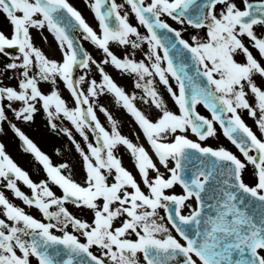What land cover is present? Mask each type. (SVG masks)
Here are the masks:
<instances>
[{
	"label": "snow or ice",
	"instance_id": "snow-or-ice-1",
	"mask_svg": "<svg viewBox=\"0 0 264 264\" xmlns=\"http://www.w3.org/2000/svg\"><path fill=\"white\" fill-rule=\"evenodd\" d=\"M87 7L91 22L71 0H0V100L22 110L64 88L94 131L81 183L0 163V264H264V0Z\"/></svg>",
	"mask_w": 264,
	"mask_h": 264
},
{
	"label": "rangeland",
	"instance_id": "rangeland-1",
	"mask_svg": "<svg viewBox=\"0 0 264 264\" xmlns=\"http://www.w3.org/2000/svg\"><path fill=\"white\" fill-rule=\"evenodd\" d=\"M36 43L46 50L47 54H53L48 41L40 39ZM85 47L93 50V46L88 42H85ZM113 75L126 90H132L131 83L123 79L118 72ZM102 101L116 118L122 133L135 140L139 129L131 115L109 96L102 97ZM136 104L144 107L143 96L139 90H136ZM17 110L19 115L16 114ZM96 115L107 126L106 117L100 113L98 105ZM21 139L30 144L42 160L41 163L20 150ZM141 142L147 147L142 134ZM219 142L231 146L222 133ZM90 143H94L93 127L85 119L82 108L68 95L67 89L61 88L59 95L54 93L38 99L29 96L22 110L15 98L10 105L0 100V163L7 165L10 159L20 161L28 170L35 172L33 174L38 176L39 182H47L48 187H52L53 181L65 187H69L71 182H83L87 174L86 165L90 167L91 163H94L89 149ZM120 155L125 165L131 169L132 163L127 152L121 149ZM86 156L88 161L85 160ZM51 176L56 179L51 180Z\"/></svg>",
	"mask_w": 264,
	"mask_h": 264
},
{
	"label": "flooded vegetation",
	"instance_id": "flooded-vegetation-1",
	"mask_svg": "<svg viewBox=\"0 0 264 264\" xmlns=\"http://www.w3.org/2000/svg\"><path fill=\"white\" fill-rule=\"evenodd\" d=\"M71 2L72 3H74V5L75 6H77L78 7V9L79 10H81L82 11V13L85 15V17H86V19H90V18H92V14H91V12H90V10H89V8L87 7V0H71ZM91 22V21H90ZM171 22V21H170ZM201 112H202V114H207L208 116H209V112L206 110V109H204L203 107H201ZM226 139V138H225ZM26 155H28V156H30V158H32V159H34L35 161L37 160L38 162H40V160H39V157L38 156H34V155H32V154H26ZM14 162V165L16 166V168H17V170H18V173L23 177L24 176V174H28V176L27 177H30L31 178V180H33V181H36V182H39V178H38V176H35L33 173H35V172H31V170H28L27 168H26V166L24 165V164H22V162H20V161H17V160H15V159H10V163H13ZM28 162H30L29 160H28ZM37 174V173H36ZM53 178H54V176H51V180H53ZM46 180V179H45ZM48 181V180H47ZM20 186H21V188H22V190H24L25 192H29L30 190L27 188V186H24L23 184H22V182H20ZM55 191H57L58 192V194H59V189L57 188V189H54ZM6 195H8L9 196V198H11V199H13V201L15 202V203H17V204H19L20 206H24L25 207V210L26 211H28L30 214H34V215H37V217L39 218V213H38V211L36 210V209H34V208H29L28 206H25V205H23L22 204V201H20L19 199H16L15 197H13V195H12V193L10 192V191H6ZM71 207V206H70Z\"/></svg>",
	"mask_w": 264,
	"mask_h": 264
},
{
	"label": "bare ground",
	"instance_id": "bare-ground-1",
	"mask_svg": "<svg viewBox=\"0 0 264 264\" xmlns=\"http://www.w3.org/2000/svg\"><path fill=\"white\" fill-rule=\"evenodd\" d=\"M68 95L70 96V93L68 92Z\"/></svg>",
	"mask_w": 264,
	"mask_h": 264
}]
</instances>
